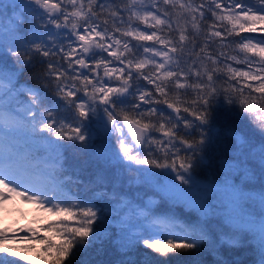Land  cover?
Masks as SVG:
<instances>
[{"label":"snow or ice","instance_id":"obj_1","mask_svg":"<svg viewBox=\"0 0 264 264\" xmlns=\"http://www.w3.org/2000/svg\"><path fill=\"white\" fill-rule=\"evenodd\" d=\"M227 3L0 0V202L15 194L58 217L47 224L40 264H72L87 249H111L120 256L114 264H171L185 256L189 264H236L231 253L240 248L264 264V0ZM206 12L214 22L202 26ZM137 21L148 29L134 27ZM165 27L178 39L158 35ZM115 33L156 44H136L138 57ZM228 37H239L243 60L208 51L217 38L218 48H230ZM37 64L30 77L37 83L22 81ZM181 90L195 98L181 99ZM141 102L156 106L137 111ZM218 108L238 122L218 129ZM100 135H115L116 143L97 159L153 185L159 207L129 199L116 185L121 178L103 171L87 184L72 179L79 165L65 152L91 148ZM28 232L0 230V244L38 234ZM23 262L37 264L0 247V264Z\"/></svg>","mask_w":264,"mask_h":264},{"label":"trees","instance_id":"obj_2","mask_svg":"<svg viewBox=\"0 0 264 264\" xmlns=\"http://www.w3.org/2000/svg\"><path fill=\"white\" fill-rule=\"evenodd\" d=\"M194 3L199 4L202 2V0H193ZM222 2L225 4V7L228 6L227 0H222ZM161 8H164V10L172 11L170 8H165V6L162 4V2L159 5ZM211 6V5H209ZM95 10V9H94ZM179 9H177L178 11ZM159 14V13H158ZM122 15L127 18V13H122ZM174 15V13H173ZM183 23V21H180ZM214 22L213 19L210 18V13L206 12L205 15V21H202L201 24L204 26L206 23H212ZM219 23V22H217ZM140 29L141 28H147V25H143L140 22L136 23ZM173 27L175 29V23L173 24ZM190 32V30H189ZM164 35L171 36L173 40L178 39V32L173 31L172 33H168L167 28H164V31H162ZM259 33H248L244 32L241 33V36H258ZM239 42V37H228L225 41L226 44H231L230 48H218L219 39L217 38L215 42H209V48L208 51L212 53L213 55H216L218 51H225L227 55H243L239 52L238 49H236V43ZM133 53L136 54V56H141L142 51L135 52L136 48L131 47ZM131 57V56H130ZM132 58V57H131ZM229 63L233 64V67H236V64L233 61H228ZM242 66V64L239 65V67ZM182 68H184L187 71V68L185 65H181ZM41 65L37 64L36 68L28 69L25 71L22 81L27 80L30 84L37 83V81L30 79V77L33 75V73H36L40 70ZM237 68V67H236ZM240 69V68H239ZM152 70L151 66H149L148 69L145 70V73L148 74ZM102 75V72H101ZM189 82L194 83L195 81L192 80L191 77H189ZM142 84H147L146 81H142ZM115 86V85H113ZM149 90L153 89L154 86L148 85ZM156 98H159V93H153ZM169 94L174 95L171 88L169 89ZM195 98V94L189 90L187 95L183 94V90H181V99L191 100ZM137 102V101H133ZM142 106L137 111H145L148 107L156 106V105H144L141 102ZM166 107V106H163ZM170 113L169 110L165 113V115H168ZM133 115H135V112H133ZM156 118L154 117L153 120ZM238 122V117L233 112H227L223 108L217 109V128H221L222 126H226L228 124H234ZM245 123H248L245 121ZM251 126V125H249ZM157 138L161 139L163 138L161 134H157ZM98 141V136L95 138V142L91 148H85L83 150L79 148H71L67 150L64 154V158L69 163H75L78 164L79 167L76 168V171L80 173V175L73 176L72 179L77 180L78 184H87L90 178H94L95 174L97 172H105L108 176H118L121 179L116 181V185L118 187H122L123 191L126 193H132L131 197L134 198H143L144 192L147 190V187H145V184H131V179H129V175L131 176V173H128L127 171H121V169H118V166L115 161H109L105 162L103 160L97 159V154L100 153L97 151L96 148V142ZM116 139L115 135H112L111 139H108V146L109 148L112 146H115ZM210 161L208 159L205 160V165H207ZM35 163H38L40 168L46 167L43 161H36ZM207 174L211 175V170H207ZM201 181H203V177L200 178ZM126 184H131L130 187H133V191H128L126 189ZM80 190L77 185H73V191ZM155 189L152 190V195ZM150 194L149 192H146ZM130 197V194L128 195V198ZM154 200V207H159L160 204V196L153 195L152 196ZM169 206H175L180 207V205H173L172 202H169ZM58 219H47L44 221H36L33 217L27 216L25 217L23 214H17L14 216L11 220H5L4 222L0 223V230H7V232L11 234H15L18 237H23L25 235L30 236L31 233L28 232L29 228H33L37 230V236L35 239H15L17 240V244H15V241L10 242H4L2 244V247H9L12 248L13 251H17L21 254V256H27L30 260L37 261V264H40L39 257L44 254V247L42 243V238L50 235V230L47 228V224L56 221ZM19 230V231H17ZM59 239V238H57ZM9 240V239H8ZM7 240V241H8ZM72 259V264H97L98 261H104L105 264H114L115 261L120 259V256L117 255L114 251L111 249H106L103 253L97 254L95 249H87L82 250L79 254L75 256V258ZM140 259V258H138ZM192 258L190 257H180L177 260H172L171 264H189L190 260ZM231 259L232 261L236 262V264H251L253 263V252L251 248H240L235 249L231 253ZM23 264H27V262H23Z\"/></svg>","mask_w":264,"mask_h":264},{"label":"rangeland","instance_id":"obj_3","mask_svg":"<svg viewBox=\"0 0 264 264\" xmlns=\"http://www.w3.org/2000/svg\"><path fill=\"white\" fill-rule=\"evenodd\" d=\"M109 2L111 3V0H109ZM136 26H138V25L134 24V27H136ZM109 27H110V25H109ZM117 27H121V25L117 24ZM124 27H126V25H124ZM146 29H148V27L147 28H141L140 30L144 31ZM148 31H149V34H151L152 29H149ZM115 35L118 38H120L122 40V42H129L130 47H132V46L135 47L136 44H144L145 46H152V45L156 44L155 41H136L132 37H122V36H120L119 33H115ZM158 35H161L163 38H167V36L164 35L162 32H158ZM109 42H111V41H109ZM157 46L161 47V48L163 47L162 45H157ZM141 51H142V49H141ZM135 52H137V50H135ZM126 56H128V58H131L129 54H126ZM236 56L240 60L244 59L243 55H236ZM160 62H163V58H160ZM235 64H236L237 68L243 69L245 71L249 70L247 68V66L244 64H242V66H240V67H239L240 64H237V63H235ZM111 66L112 67H118V66H122V65L112 64ZM253 67L255 68V67H257V65H253ZM172 70L175 71L176 69L173 68ZM93 75H95V74H93ZM96 148H97L98 152H103L105 149H110L108 146V137L103 136V135L98 136V141L96 142ZM136 167H150V166H148V165H136ZM118 169H121V168L118 167ZM121 171H126V170L121 169ZM156 171H160V170L156 169ZM141 183L142 182L139 180L131 179V184L134 186H135V184H141ZM177 183H179V181H177ZM131 184H126V189L130 192L134 190L133 187H130ZM142 184H144V183H142ZM145 187H147V190L143 194V198H142L143 201L148 202L149 199H151L154 202V200L152 198V196H153L152 190L155 189L154 186L145 184ZM146 192H149L150 194H148ZM129 194H130L129 199L134 198V197H131L132 193H129ZM153 206H154V203H153ZM17 214H23L25 217L31 215V217H33L36 221H44L47 219L57 218V216L54 213H50L46 210L40 209V208H38L36 203L29 202L26 199H24L20 196H17L15 194L12 196L11 199H6L3 202H0V223L4 222L5 220L13 219L14 216ZM10 241H12V242L15 241L14 243L17 244L16 243L17 240H15V239H9L6 242H10ZM0 247H2V244H0Z\"/></svg>","mask_w":264,"mask_h":264},{"label":"flooded vegetation","instance_id":"obj_4","mask_svg":"<svg viewBox=\"0 0 264 264\" xmlns=\"http://www.w3.org/2000/svg\"><path fill=\"white\" fill-rule=\"evenodd\" d=\"M255 259H256V257H255V255L253 254V263H251V264H254V261H255Z\"/></svg>","mask_w":264,"mask_h":264},{"label":"water","instance_id":"obj_5","mask_svg":"<svg viewBox=\"0 0 264 264\" xmlns=\"http://www.w3.org/2000/svg\"><path fill=\"white\" fill-rule=\"evenodd\" d=\"M169 111L171 112L172 110H171V109H169Z\"/></svg>","mask_w":264,"mask_h":264}]
</instances>
